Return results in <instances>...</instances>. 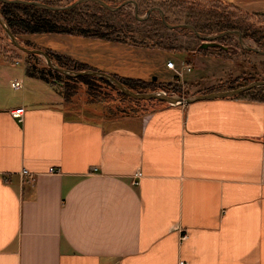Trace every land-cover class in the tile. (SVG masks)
I'll return each mask as SVG.
<instances>
[{
	"label": "crops",
	"instance_id": "1",
	"mask_svg": "<svg viewBox=\"0 0 264 264\" xmlns=\"http://www.w3.org/2000/svg\"><path fill=\"white\" fill-rule=\"evenodd\" d=\"M106 42L161 57L166 71L174 61ZM53 51L110 75L119 67ZM1 57L0 264H264V103L217 98L85 119L25 69L15 79ZM19 108L21 121L10 114Z\"/></svg>",
	"mask_w": 264,
	"mask_h": 264
},
{
	"label": "rangeland",
	"instance_id": "2",
	"mask_svg": "<svg viewBox=\"0 0 264 264\" xmlns=\"http://www.w3.org/2000/svg\"><path fill=\"white\" fill-rule=\"evenodd\" d=\"M37 1L60 8L76 3L74 8L77 7L80 26L89 27L92 24L100 30L115 27L120 29L119 37L131 45L157 48L172 53L178 71L183 74L182 77L162 69L161 57L116 45L115 48L106 41L82 42L80 38H69L60 34L15 37L27 49L42 50L45 53L47 49L69 50L71 54H78L90 62L101 57L104 62H99L98 65L102 68L108 62L111 64V60L118 59L119 67L109 72L133 76L139 80L145 79L153 84L151 91L137 88L135 90L137 93L163 91L168 95H179L186 99L203 94H194L198 91L206 90V94L229 91L255 81H264V37L256 41L246 36L241 26L227 27L225 22L217 20L210 11L193 7L187 0ZM223 1L234 4L245 12L264 14V0ZM101 2L109 3L110 8L104 7ZM67 15L63 18L70 21L72 14L69 12ZM99 43L111 46L98 47L96 44ZM0 55L14 65L9 66V69L15 79H21L20 76L25 69L27 74L34 76L33 79L47 81L46 84L55 95L59 106L74 109L70 113L80 118L96 120L103 117L116 118L168 105L157 100H134L122 95L115 86L111 84L109 86L107 81L108 84L95 81L92 86H87L69 80L67 79L69 77L50 69L43 56L27 55L14 47L1 25ZM53 63L58 66L54 61ZM63 64L65 67L62 69L82 72L73 63L63 61ZM154 78L157 80L154 81Z\"/></svg>",
	"mask_w": 264,
	"mask_h": 264
},
{
	"label": "trees",
	"instance_id": "3",
	"mask_svg": "<svg viewBox=\"0 0 264 264\" xmlns=\"http://www.w3.org/2000/svg\"><path fill=\"white\" fill-rule=\"evenodd\" d=\"M12 1V0H10ZM24 2H39L48 6H52L43 1L37 0H20ZM187 2L200 10L210 11L217 20L225 22L227 27L241 26L246 32V36L258 41L264 37V14L263 13H249L243 11L234 4L227 3L223 0H187ZM108 3V2H107ZM109 4V3H108ZM53 7V6H52ZM77 8V7H76ZM48 10L36 7L34 5L25 4H8L0 3V17L4 24L9 28L11 33L16 37L25 35H49L60 34L77 36L84 38H92L104 40L115 43L127 44V40L119 37L120 29L112 27L107 30H100L91 26H80L78 22L77 10ZM72 14L70 21L63 18L67 17L68 13ZM62 14V15H61ZM73 24V25H72ZM47 55L61 68L65 67L63 61L73 63L79 68V71L87 69L96 70L86 64L77 62L76 60L54 52L51 49L46 50ZM70 69V68H69ZM27 74V70H26ZM28 77L33 78V75L27 74ZM115 78L122 81V83L130 90L136 92L137 88L151 91L153 84L145 80L121 78L118 75H113ZM76 82H81L87 86H92L93 82L101 81L108 84L106 81L94 77H78L67 78ZM43 80V79H41ZM44 81V80H43ZM47 82V81H46ZM111 86L110 84H108ZM66 86V85H64ZM122 94V93H121ZM123 95V94H122ZM253 102L264 103V87L253 89L238 97ZM156 101V100H150ZM159 102V101H157ZM162 103V102H160ZM148 112V111H145Z\"/></svg>",
	"mask_w": 264,
	"mask_h": 264
},
{
	"label": "water",
	"instance_id": "4",
	"mask_svg": "<svg viewBox=\"0 0 264 264\" xmlns=\"http://www.w3.org/2000/svg\"><path fill=\"white\" fill-rule=\"evenodd\" d=\"M83 1V0H81ZM0 3H8V4H25V5H34L39 8L43 9H48V10H64V9H72L75 7L76 3L60 8V7H52L48 6L39 2H24L20 0H0ZM101 4L106 7L110 8V6L106 3L101 2ZM0 25L5 31L7 38L9 39L10 43L16 47L18 50L21 52L27 54V55H38V56H43L50 69L57 71L58 73L66 76V77H86V76H91V77H96L99 79H103L107 81L109 84L115 86L123 95L132 98L137 101H150V100H157L162 103L168 104L169 107H178V106H186L189 105L195 101L199 100H211V99H217V98H234L238 97L242 94H245L249 91H252L253 89L264 87V81H255L253 83H250L246 86L234 89V90H229V91H221V92H213V93H207L204 95H198V96H193V97H188V98H183L179 95H168L166 92L159 91V92H150V93H137L129 88H127L121 80L115 78L113 75L104 73L102 71H97V70H87V71H82V72H76V71H70L67 69H62L56 66L51 58L47 55L42 50H37V49H27L23 47L15 38V36L11 33L9 28L4 24L3 20L0 18ZM207 44L204 45L206 47ZM251 51H255L254 49H251ZM157 78H154V81H156Z\"/></svg>",
	"mask_w": 264,
	"mask_h": 264
},
{
	"label": "built area",
	"instance_id": "5",
	"mask_svg": "<svg viewBox=\"0 0 264 264\" xmlns=\"http://www.w3.org/2000/svg\"><path fill=\"white\" fill-rule=\"evenodd\" d=\"M166 67H167V69L169 71H171L172 73H175L176 74L175 76H177V77H182L183 76V74H181V72L178 71L177 64L174 61H172V60L171 61H168L167 64H166ZM188 71H191V70L188 69ZM13 87L14 88H20V85H19V83L15 82ZM10 114H11V116L13 118L19 119V121H21L22 120V116H23V109L22 108L16 109V110L12 111ZM96 170H97L96 168L93 169V171H96ZM50 172L53 173V174L54 173H56V174L59 173V171L55 170L54 168L50 169ZM20 175L22 177H26L28 180H32L33 179V176L27 170H25V169H23L20 172ZM134 184L137 185L138 183H134ZM186 238H187V235L182 236V240L183 241ZM179 264H186V262L185 261H180Z\"/></svg>",
	"mask_w": 264,
	"mask_h": 264
}]
</instances>
